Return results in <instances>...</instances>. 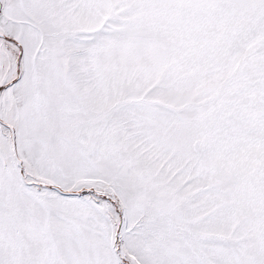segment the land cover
Instances as JSON below:
<instances>
[{"label":"snow or ice","instance_id":"obj_1","mask_svg":"<svg viewBox=\"0 0 264 264\" xmlns=\"http://www.w3.org/2000/svg\"><path fill=\"white\" fill-rule=\"evenodd\" d=\"M0 264H264V0H0Z\"/></svg>","mask_w":264,"mask_h":264}]
</instances>
